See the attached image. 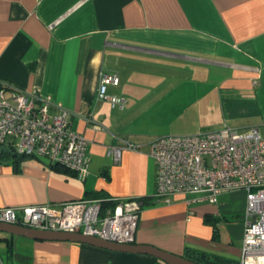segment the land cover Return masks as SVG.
<instances>
[{"label": "crops", "instance_id": "0c3cea01", "mask_svg": "<svg viewBox=\"0 0 264 264\" xmlns=\"http://www.w3.org/2000/svg\"><path fill=\"white\" fill-rule=\"evenodd\" d=\"M102 73L119 76L107 91L126 100L122 108L97 98ZM1 82L36 93L51 113L70 112L71 129L89 142V173L79 180L44 157H15L0 163V208L133 198L140 202L134 243L239 260L246 209L231 206L234 190L216 204L197 200L203 193L152 203L149 145L224 126L264 135V0H0ZM122 141L136 147L121 149L116 161L107 150ZM22 239L18 264H165L148 254Z\"/></svg>", "mask_w": 264, "mask_h": 264}, {"label": "built area", "instance_id": "2783aa9c", "mask_svg": "<svg viewBox=\"0 0 264 264\" xmlns=\"http://www.w3.org/2000/svg\"><path fill=\"white\" fill-rule=\"evenodd\" d=\"M116 73H102L97 98L112 108L126 100L108 93L117 86ZM70 112L49 105L34 92L15 90L0 83V146H10L19 156L44 157L51 164L75 173L79 180L89 173L88 140L71 129ZM130 142L110 146L118 161L121 149H134ZM149 154L156 165L155 193L158 202L173 194L203 193L197 200L216 204L224 192L246 191L242 217L241 256L234 264H264V135L256 127L236 130L224 126L214 131L187 135H163L153 139ZM140 202L115 200L113 209L101 215L99 199H80L23 207H1L0 222L41 230L79 232L117 243L134 241ZM0 264L5 263L0 259Z\"/></svg>", "mask_w": 264, "mask_h": 264}, {"label": "water", "instance_id": "95a60500", "mask_svg": "<svg viewBox=\"0 0 264 264\" xmlns=\"http://www.w3.org/2000/svg\"><path fill=\"white\" fill-rule=\"evenodd\" d=\"M8 152L9 150L6 146H0V156L3 153ZM0 232L8 234L10 237H24L37 241H69L88 244L111 251L134 254H148L164 262L165 264H198L180 255L168 252L150 244H141L134 242L117 243L79 232L41 230L9 224L6 222H0Z\"/></svg>", "mask_w": 264, "mask_h": 264}, {"label": "trees", "instance_id": "16d2710c", "mask_svg": "<svg viewBox=\"0 0 264 264\" xmlns=\"http://www.w3.org/2000/svg\"><path fill=\"white\" fill-rule=\"evenodd\" d=\"M9 152L8 153H3L0 156V163H6L8 162L10 159L13 162H17L19 159H16L15 157H23V156H19L17 155L12 147L8 146L7 147ZM52 166H57L55 164H53ZM94 198H97L100 200V209H101V215L105 214V209L106 208H113L114 206V200L108 198L105 195H95ZM141 201L144 202L143 198H140ZM156 198L154 197L152 199V203H156ZM3 239L6 242V251H7V257L9 258V260H14V252L16 251L13 247V237L8 238L7 236L3 237ZM184 258L196 262L198 264H232V262L220 255L217 254H211L208 253L204 250H200V249H195V248H190V247H186L184 249V253L183 256Z\"/></svg>", "mask_w": 264, "mask_h": 264}, {"label": "rangeland", "instance_id": "374dc122", "mask_svg": "<svg viewBox=\"0 0 264 264\" xmlns=\"http://www.w3.org/2000/svg\"><path fill=\"white\" fill-rule=\"evenodd\" d=\"M230 204L234 209H240L247 205V200H246V193L241 190H234L231 193V199H230ZM7 236L10 238V236L4 232H0V259L5 262V263H13V264H18V261L14 260H9L7 257V251H6V242L3 239V237ZM22 237H13V247L14 249H21L20 245H22Z\"/></svg>", "mask_w": 264, "mask_h": 264}]
</instances>
